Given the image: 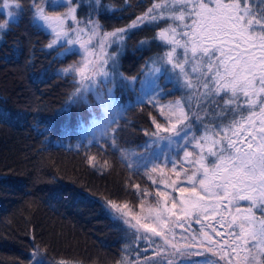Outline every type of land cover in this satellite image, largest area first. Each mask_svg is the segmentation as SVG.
Here are the masks:
<instances>
[{"label":"trees","instance_id":"trees-1","mask_svg":"<svg viewBox=\"0 0 264 264\" xmlns=\"http://www.w3.org/2000/svg\"><path fill=\"white\" fill-rule=\"evenodd\" d=\"M19 1L23 11L0 32V264H29L36 248L43 264H123L134 255L140 257L145 254L143 243L104 201H120L130 193L131 177L127 162L120 159L121 150L131 149L137 137L145 149L157 144L145 132L156 130L153 118L162 122L160 109L146 100L141 105L139 98L149 88L142 65L168 48L154 39L162 22L145 20L125 38L118 68L138 79L128 87L100 85L104 92L113 89L122 112L113 147L110 139L105 143L93 130L92 114L101 119L102 113L92 94L91 109L84 104L69 106L80 76L62 74L65 52L61 54L58 45L47 47L49 32L33 18L30 0ZM158 1L100 0L97 6L95 0H73L72 6L80 24L97 20L102 29L111 30L128 25ZM142 40L148 44L138 49ZM117 47L108 46L107 55ZM105 67L111 71L110 63ZM157 82L166 93L160 104L184 96V89L166 82L163 75ZM201 121L210 124L206 117ZM89 153L105 160L107 170L91 168ZM141 177L139 172L133 175L135 181Z\"/></svg>","mask_w":264,"mask_h":264},{"label":"snow or ice","instance_id":"snow-or-ice-1","mask_svg":"<svg viewBox=\"0 0 264 264\" xmlns=\"http://www.w3.org/2000/svg\"><path fill=\"white\" fill-rule=\"evenodd\" d=\"M62 3L67 4V11L59 16H49L45 9L36 5L33 0V18L43 21V25L50 28L54 34L55 38L47 45L49 49L56 46L58 41L62 42L59 45L61 47L64 40L69 46L80 42V34L85 30L91 34L89 43L92 38L100 37L103 58L98 57L97 62L69 66L62 70V74L67 76L75 72L80 76L77 81L80 86L69 97V106L84 104L91 109L88 95L95 97L102 118L97 119L93 113L92 127L104 138L105 143L110 139L115 147L121 131L119 117L122 112L113 98V89L108 88L104 92L100 90V85L106 87L109 83L114 86L119 83L121 87H128L138 79L136 76H125L119 71L118 64L119 56L126 47L124 42L128 32L138 28L145 20L168 24L154 39L170 48L163 56L150 57L142 65L141 75L153 77L155 89L150 96H141L139 103L143 105L146 100L153 107H158L166 119L175 117L180 123L188 120L181 101L177 100L169 105L159 103L166 94L157 82L160 75H163L165 79L177 84L183 79L181 87L198 90L202 98L201 103L208 100L212 104H218L216 98L220 97L223 100V108L216 112V117L224 120L231 117L227 124H216L215 121L206 124L205 134L200 137L195 133L189 136L187 131L184 132L185 163L194 170L188 175L184 163L180 164L181 170L178 171L177 162H173V171L177 178L183 171L190 186L182 187L177 181H172L175 186L173 190L182 199L177 203L173 198L171 208L165 207L155 213L154 223L159 227V231L150 223L140 224L138 219L136 223L147 232L160 236L176 253L200 255L199 252H190L196 244L205 243L204 240L198 241L195 235L189 239L181 234L183 245L174 242L176 234L173 229L176 226L185 229L181 216H177L175 210L179 208L184 218H193L196 223H201L200 217L207 221L210 219L209 213L216 216L221 208H228L237 201H248L249 206L244 215H240L237 208V215L233 216L228 224L232 230L227 232L221 241H216L207 232H203V229L201 231L209 250H212L211 246L221 245L223 254L220 258L226 259L227 264H233V260L237 261V264H264V7H254L252 0H172V7L168 9L167 15L164 14V6L154 3L127 28H119L100 36V25L95 20H89L84 29L72 30L77 33V38L72 39L64 30V21L72 19L77 25L81 22L76 20L73 0H62ZM258 3L264 5V0H258ZM95 4L100 6V0H95ZM59 6L61 5L56 4L55 0H49V7ZM3 7L9 8V0H4ZM15 7L17 12H7L9 18L14 19L23 11L19 3L15 4ZM169 21L171 23H168ZM7 27L8 21L0 23V32ZM80 44L81 48L87 51V45L83 42ZM111 44H117L118 47L116 52L109 56L105 49ZM147 44L148 41L142 40L137 47L142 49ZM178 48L183 50L182 58L177 52ZM64 54L76 53L69 47ZM109 63L111 71L105 67ZM166 65H171V68ZM189 66L191 72L187 70ZM204 111L207 115L208 110ZM0 118H3V114H0ZM197 119L200 117L197 116ZM153 123L156 132L152 135L168 131L163 129L155 118ZM172 128L174 129L175 125H172ZM185 128L190 129L191 125H185ZM145 135L149 133L145 132ZM95 139L93 137V140ZM209 141L211 147L207 148L205 153L204 146ZM188 143H192L194 149L199 148L200 153L188 151ZM88 159L90 164L95 161V157L90 156ZM156 167L153 166V172ZM169 195L168 192H157L161 200L166 201ZM224 201L227 203H223ZM109 205L112 208L118 207L112 202H109ZM256 213L260 214L259 217ZM173 216L176 217L175 220L171 219ZM220 222L223 226L222 215ZM236 227L239 228L238 232L235 231ZM212 230L216 236H221V232L216 228ZM169 235L172 239H169ZM40 256L39 248L34 249L29 264H43Z\"/></svg>","mask_w":264,"mask_h":264},{"label":"rangeland","instance_id":"rangeland-1","mask_svg":"<svg viewBox=\"0 0 264 264\" xmlns=\"http://www.w3.org/2000/svg\"><path fill=\"white\" fill-rule=\"evenodd\" d=\"M3 3L4 0H0V23L4 21L9 22L10 19H13L7 16V12L10 10L17 12L18 10L16 9L15 4L19 3L21 6L19 0H9V8H4ZM55 3L61 6L52 8L49 7V0H35V4L43 7L45 9V13L49 16H59L67 11V4L62 3V0H55ZM157 3L164 6L165 15L169 14L168 9L172 7V0H159ZM252 3L255 4V0H252ZM30 4L33 7V0H30ZM151 7H149L147 11ZM33 9L35 12L34 7ZM157 14H159V10ZM18 15H16L15 18H17ZM36 21L38 24L42 25L47 32H49L48 38L51 42L55 38L51 29L46 28L43 25V21ZM95 21L99 24L97 20ZM133 21L134 20H132L128 25L121 26L119 28H125ZM168 23H171V21ZM167 26V23L162 22L161 29ZM77 28L84 29L85 25H77V23L72 19H66L64 21V30L68 32L72 39L77 38V33L72 31L73 29ZM119 28L117 27L111 30H105L100 27V36H102L103 33L113 32ZM90 35L91 34L88 30H85L84 33L80 34V42H83L87 45V51H85L84 48H81L80 42L69 46L66 40H64L63 47L59 46L62 43L61 41L57 42V48L61 54H63L69 47H71L72 52L76 53L64 55L61 66L62 70L72 65L80 66L81 64L97 62L98 57L103 58L104 52L101 51L100 37L92 38L91 42L89 43ZM169 48L170 46H168L165 52L168 51ZM106 50L107 48L105 49V52ZM177 52L180 53V57L182 58L183 50L178 48ZM166 67L170 69L171 65H166ZM187 70L191 72V67L189 66ZM73 74L77 75L75 72ZM148 77L149 79H147V82L149 88L147 89L146 96H150L153 93L152 88H154L155 85L153 77ZM97 79H99V77H97ZM165 81L171 82V80L167 79H165ZM182 83L183 79H181L180 84ZM180 84L178 85L180 89H184V96L165 100V104L169 105L177 100L181 101V104L184 106V112L188 115V120L180 123L177 122L175 117L169 120L162 115V122L160 124L163 129H168V131H161L158 135H152V133L149 134V140L151 143L155 144V141H157L154 149H145L139 144L140 141L137 137L134 139L135 144L131 146V149L121 150L122 156H120V159L123 162H127L128 175L131 177V179L128 181L130 193L127 194L126 198L120 201H104V204L108 210L118 217L117 220H121L127 228L134 231L138 240L143 243L140 246L142 249H144L143 251L145 254L141 255L140 257H136V255H134L133 259L130 261H124L123 264H227L226 259L222 260L220 258L223 254L221 245L217 244L211 246L212 250H209V245L207 244L206 238L203 236V232H207L208 235L213 237L216 241H221L222 237L226 236L227 232L232 230L229 229L228 224L231 222L232 217L237 215V208L239 209V214L244 215L249 206L248 201H237L234 203V205H232L234 209L226 208L223 210V212L217 213L216 216H212V214L209 213L210 219L207 221L203 220V217H200L201 223H196L195 219L193 218H184L183 214L179 211V208H177L175 210L176 215L181 216L187 231L176 226L173 229V232L176 234L174 242H177L178 245H183L184 241L180 239L181 234L188 236L189 239H191L192 235H195L198 241L204 240L205 243L196 244L190 250V252H199L201 253L200 255H192L190 253L180 255L176 253L175 250L169 245H166L160 236H156L150 232H147L145 229L140 228V226L136 223L138 219L140 224L150 223L151 226L157 227V225L154 223L155 213L165 207L171 208L173 198H175L177 203L180 199H182V197H180L179 194L173 190L175 186L172 184V181H177V184L182 187L190 186L183 171H181V176L179 178H177L175 172L173 171V162H177L176 170L178 171L181 170L180 164L184 163V167L187 169L188 175H191L192 171L194 170L190 165L185 163L184 150L186 141L184 138V132L187 131L189 136L195 133L197 137H200L205 134V125L200 123L201 119L206 117V120L210 124L213 120L216 124L221 122L227 124L231 119L230 116L227 119L228 121L224 120L223 118L216 117L215 110L219 111V109L223 108V100L220 97L216 98L219 101L218 104H212L208 100H203V103H201L200 101L202 98L200 97L198 90L181 87ZM205 109L208 110L207 115H205ZM165 111L167 112L168 110L165 109ZM169 115H171V113H169ZM197 116H199L200 119H197ZM172 125H175L174 129L172 128ZM185 125H191V128H185ZM154 132H156V130ZM161 137L164 138L161 139ZM209 147H211L210 141L204 146L205 153ZM187 150L190 152L195 151L196 153H200L201 151L199 148L194 149L192 143L187 144ZM90 156L95 157L93 164L89 163L88 158ZM88 158V164L94 170L98 172L107 170V163H105V160H102L98 155L89 153ZM129 165H131V167H129ZM153 166H157L155 172L152 171ZM136 172L142 174L141 179L138 181L133 179V175ZM137 185L139 186L138 188L135 187ZM165 185H167V187H165ZM158 191L168 192L170 194L169 198L166 201L161 200L157 196ZM144 193H147V195H144ZM109 202L114 203L118 207H110ZM220 215L223 216V226H221ZM256 215L259 217L260 214L256 213ZM171 219L175 220L176 217L173 216ZM125 221H127V223ZM132 225H136V227H132ZM213 228H216L218 231H220L221 236H216V233L212 230ZM137 229H139V231ZM202 229L203 232L201 231ZM157 230H160L159 227H157ZM235 231L238 232L239 228L236 227ZM169 239H172L171 235H169ZM230 242L231 241H229V243ZM233 264H237V261L233 260Z\"/></svg>","mask_w":264,"mask_h":264},{"label":"flooded vegetation","instance_id":"flooded-vegetation-1","mask_svg":"<svg viewBox=\"0 0 264 264\" xmlns=\"http://www.w3.org/2000/svg\"><path fill=\"white\" fill-rule=\"evenodd\" d=\"M253 5H254V7H256V8L264 7V5H260V4L258 3V0H255V4H253Z\"/></svg>","mask_w":264,"mask_h":264}]
</instances>
